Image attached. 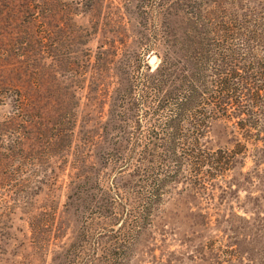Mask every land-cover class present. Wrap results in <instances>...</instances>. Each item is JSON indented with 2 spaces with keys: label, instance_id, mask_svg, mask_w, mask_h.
I'll use <instances>...</instances> for the list:
<instances>
[{
  "label": "rangeland",
  "instance_id": "1",
  "mask_svg": "<svg viewBox=\"0 0 264 264\" xmlns=\"http://www.w3.org/2000/svg\"><path fill=\"white\" fill-rule=\"evenodd\" d=\"M246 6L264 0H0V264H264V124L212 120L206 147L245 149L214 186L170 185L125 245L97 212L141 72L165 56L179 78Z\"/></svg>",
  "mask_w": 264,
  "mask_h": 264
},
{
  "label": "trees",
  "instance_id": "2",
  "mask_svg": "<svg viewBox=\"0 0 264 264\" xmlns=\"http://www.w3.org/2000/svg\"><path fill=\"white\" fill-rule=\"evenodd\" d=\"M220 25L223 35L205 37L199 55L188 57L191 68L179 78H174L173 64L164 56L151 71L146 66L137 80V128L111 167L121 182L110 178L101 190L107 202L97 210L122 216L118 245L147 224L170 185L205 190L224 179L245 145L236 141L232 148L206 147L201 140L212 120L231 121L244 135L260 137L264 8L238 7Z\"/></svg>",
  "mask_w": 264,
  "mask_h": 264
},
{
  "label": "water",
  "instance_id": "3",
  "mask_svg": "<svg viewBox=\"0 0 264 264\" xmlns=\"http://www.w3.org/2000/svg\"><path fill=\"white\" fill-rule=\"evenodd\" d=\"M150 60H152V58H150Z\"/></svg>",
  "mask_w": 264,
  "mask_h": 264
}]
</instances>
